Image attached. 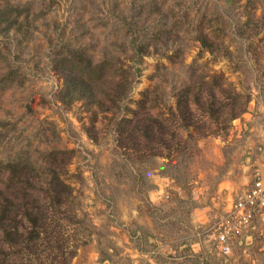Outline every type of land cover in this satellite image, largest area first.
Listing matches in <instances>:
<instances>
[{
	"label": "rangeland",
	"instance_id": "1",
	"mask_svg": "<svg viewBox=\"0 0 264 264\" xmlns=\"http://www.w3.org/2000/svg\"><path fill=\"white\" fill-rule=\"evenodd\" d=\"M10 7L19 23L0 26V160L30 161L50 177V152L70 151L62 177L84 228L71 264H264V231L237 236L224 255L202 230L223 212L226 181L244 165L264 168V0H0ZM134 40L148 54L130 109L62 101L54 65L64 44L129 67ZM212 75L217 98L239 94L246 110L211 117L191 100L196 122L168 124L177 133L169 157L136 150L119 129L144 91L161 98L150 113L167 115L184 87L208 99Z\"/></svg>",
	"mask_w": 264,
	"mask_h": 264
},
{
	"label": "trees",
	"instance_id": "2",
	"mask_svg": "<svg viewBox=\"0 0 264 264\" xmlns=\"http://www.w3.org/2000/svg\"><path fill=\"white\" fill-rule=\"evenodd\" d=\"M16 11L15 7L0 8V26L6 22L8 29L19 23V13L14 15ZM142 41L132 42L129 67L120 60L107 57L96 61L87 48L64 44L56 54L54 65L63 77L62 101L71 104L83 99L90 105L106 106L105 111L121 107L130 109L127 104L140 74L139 64L148 54V43ZM212 77L213 81L204 79V89L209 88L208 99H203L201 91L192 97L190 86L184 87L177 94L175 108H170L167 115L164 111H158L156 115L150 113L159 110L161 98L151 95V90L144 91L133 110L134 118L121 119L119 129L128 131L136 150L146 148L153 155L156 154L154 150L163 147L169 150L165 156L169 157L177 133L168 124L180 117L186 119V124L181 123L185 128L196 122L194 113L189 112L191 100L211 117H219L228 107H231L233 118L246 110V107L238 108L239 94L233 96L230 93L231 97L225 100L217 98L214 89L220 83L216 75ZM123 121L128 127H121ZM69 152H50L47 161L52 172L50 177L43 175L30 161L0 160V264H71L76 256L84 228L80 225V207L76 203L78 197L74 195V187L62 177ZM144 235L139 238L143 239ZM100 259L105 261L110 257L101 255Z\"/></svg>",
	"mask_w": 264,
	"mask_h": 264
},
{
	"label": "built area",
	"instance_id": "3",
	"mask_svg": "<svg viewBox=\"0 0 264 264\" xmlns=\"http://www.w3.org/2000/svg\"><path fill=\"white\" fill-rule=\"evenodd\" d=\"M264 216V168H252L251 180L233 191L215 222L203 232L221 254L229 255L237 236H249Z\"/></svg>",
	"mask_w": 264,
	"mask_h": 264
},
{
	"label": "crops",
	"instance_id": "4",
	"mask_svg": "<svg viewBox=\"0 0 264 264\" xmlns=\"http://www.w3.org/2000/svg\"><path fill=\"white\" fill-rule=\"evenodd\" d=\"M248 162L249 161L247 160V163ZM243 169H244V171L242 173V178L240 180H238V181H235V180L226 181V183H228V184L225 186L224 191L228 192L227 197H229V195L233 191L244 187L245 185H247L250 182V180H251L250 166L244 165ZM195 220H197V218ZM256 229L260 230L261 232L264 231V216L262 217V219H258V221L256 222ZM247 240H249V239H247Z\"/></svg>",
	"mask_w": 264,
	"mask_h": 264
}]
</instances>
